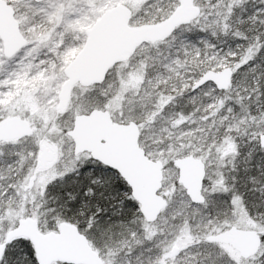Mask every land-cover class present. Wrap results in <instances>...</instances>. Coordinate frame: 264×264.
Wrapping results in <instances>:
<instances>
[{
    "label": "snow or ice",
    "instance_id": "obj_1",
    "mask_svg": "<svg viewBox=\"0 0 264 264\" xmlns=\"http://www.w3.org/2000/svg\"><path fill=\"white\" fill-rule=\"evenodd\" d=\"M0 264H264V0H0Z\"/></svg>",
    "mask_w": 264,
    "mask_h": 264
}]
</instances>
